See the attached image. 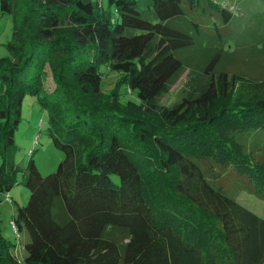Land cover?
I'll return each instance as SVG.
<instances>
[{
  "label": "trees",
  "instance_id": "16d2710c",
  "mask_svg": "<svg viewBox=\"0 0 264 264\" xmlns=\"http://www.w3.org/2000/svg\"><path fill=\"white\" fill-rule=\"evenodd\" d=\"M187 16L206 42L233 14L217 0H0V193L17 182L27 95L63 152L46 176L28 160L11 222L29 240L16 249L0 231V264H264V217L234 197L264 199V78L158 105L194 42L170 25ZM101 66L118 74L107 92Z\"/></svg>",
  "mask_w": 264,
  "mask_h": 264
},
{
  "label": "rangeland",
  "instance_id": "374dc122",
  "mask_svg": "<svg viewBox=\"0 0 264 264\" xmlns=\"http://www.w3.org/2000/svg\"><path fill=\"white\" fill-rule=\"evenodd\" d=\"M232 14V20L226 28L214 29L211 41L206 40L201 28L191 26V17L178 18L170 21V25L193 36L192 45L176 51V56L182 61L183 72L156 99L158 105H171L179 102L182 97L189 98L201 93L211 83L217 89H224L225 84L239 81L238 76L253 79L264 78V0H217ZM18 4L19 0H15ZM143 10L142 15L152 21L155 17ZM210 24V21L207 22ZM11 21L8 17L0 19V56L7 55L2 45L10 39ZM211 43V44H207ZM221 49L220 55L210 69H206L210 59ZM207 70V71H206ZM102 74L101 89L109 91L118 74L108 72L105 66L100 67ZM47 86L51 74L45 69ZM224 72V73H223ZM121 88V99L133 100L135 96L125 93ZM127 92V91H126ZM48 117L46 111L36 101L35 96L27 95L21 106V120L15 132V161L18 171L17 182L6 193H0V231L4 238L16 244V249L22 248L29 240L24 231L17 236L11 223L14 206L27 204L30 191L23 184L24 169L30 158L42 176L56 171L59 161L63 158L61 152L48 135ZM264 147V133L256 138ZM235 199L256 215L264 217V199L246 191L240 190Z\"/></svg>",
  "mask_w": 264,
  "mask_h": 264
},
{
  "label": "built area",
  "instance_id": "2783aa9c",
  "mask_svg": "<svg viewBox=\"0 0 264 264\" xmlns=\"http://www.w3.org/2000/svg\"><path fill=\"white\" fill-rule=\"evenodd\" d=\"M12 223V222H11ZM12 226H13V230H14V232L16 233V227H15V225L12 223Z\"/></svg>",
  "mask_w": 264,
  "mask_h": 264
}]
</instances>
